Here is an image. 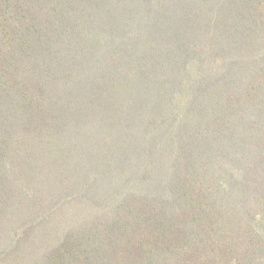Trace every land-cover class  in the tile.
<instances>
[{
	"label": "trees",
	"instance_id": "1",
	"mask_svg": "<svg viewBox=\"0 0 264 264\" xmlns=\"http://www.w3.org/2000/svg\"><path fill=\"white\" fill-rule=\"evenodd\" d=\"M0 264H264V0H0Z\"/></svg>",
	"mask_w": 264,
	"mask_h": 264
}]
</instances>
